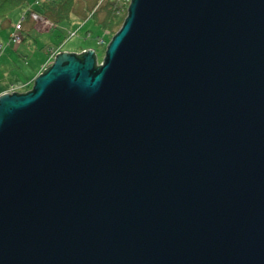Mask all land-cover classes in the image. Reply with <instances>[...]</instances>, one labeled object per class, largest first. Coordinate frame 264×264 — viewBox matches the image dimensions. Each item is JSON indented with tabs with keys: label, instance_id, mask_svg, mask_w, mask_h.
<instances>
[{
	"label": "water",
	"instance_id": "obj_1",
	"mask_svg": "<svg viewBox=\"0 0 264 264\" xmlns=\"http://www.w3.org/2000/svg\"><path fill=\"white\" fill-rule=\"evenodd\" d=\"M0 264H264V0H130L1 94Z\"/></svg>",
	"mask_w": 264,
	"mask_h": 264
},
{
	"label": "rangeland",
	"instance_id": "obj_2",
	"mask_svg": "<svg viewBox=\"0 0 264 264\" xmlns=\"http://www.w3.org/2000/svg\"><path fill=\"white\" fill-rule=\"evenodd\" d=\"M35 1L28 0V3L34 4ZM106 2L75 0L69 19L60 21L52 30L51 23L33 14L35 17H28L33 21L32 24L24 19L22 29L15 31L17 22L22 20L26 12L22 14L19 8L13 10L0 27V87L8 89L6 93L22 94L30 91L34 79L53 62L48 55L51 49L74 54L81 53L83 49L94 51L97 63L101 64L111 37L96 21L103 18ZM94 12L96 16L91 17ZM34 23H37V27ZM17 33L21 36L19 42L12 39ZM70 33H75V37L69 39ZM13 88L16 90H11Z\"/></svg>",
	"mask_w": 264,
	"mask_h": 264
},
{
	"label": "trees",
	"instance_id": "obj_3",
	"mask_svg": "<svg viewBox=\"0 0 264 264\" xmlns=\"http://www.w3.org/2000/svg\"><path fill=\"white\" fill-rule=\"evenodd\" d=\"M74 2L75 0H40L38 5L31 9V6L27 8L28 0H0V27L10 13L19 8L25 11V14L35 13L51 23L53 27L50 30L55 29L60 21L69 19ZM128 4L129 0H107L105 3L103 18L98 19L96 24L111 38L122 25L127 15ZM95 16L96 12L91 15Z\"/></svg>",
	"mask_w": 264,
	"mask_h": 264
},
{
	"label": "built area",
	"instance_id": "obj_4",
	"mask_svg": "<svg viewBox=\"0 0 264 264\" xmlns=\"http://www.w3.org/2000/svg\"><path fill=\"white\" fill-rule=\"evenodd\" d=\"M128 1V0H127ZM130 1V0H129ZM33 14H35V13H33ZM33 14H30V15H32V17H35ZM27 14H25L24 13V16H23V18H22V20L20 21V22H18V24L15 26V31H19L20 29H22V22H23V20L25 19V16H26ZM75 36V33H70V36H69V39L70 38H73ZM12 39H13V41H15V42H19V41H21V36H20V34H14L13 36H12ZM102 43H100V44H104V42L103 41H101ZM58 53H57V51H54L53 49H51V51L49 52V60H54V58H55V56L57 55ZM49 64V63H48ZM49 67V66H48ZM47 67V68H48ZM15 88H13V89H11V90H14ZM16 90V89H15Z\"/></svg>",
	"mask_w": 264,
	"mask_h": 264
},
{
	"label": "crops",
	"instance_id": "obj_5",
	"mask_svg": "<svg viewBox=\"0 0 264 264\" xmlns=\"http://www.w3.org/2000/svg\"><path fill=\"white\" fill-rule=\"evenodd\" d=\"M39 2H40V0H36L34 4H29V7L27 6V8H30V6H31V9H32V8H34L35 6H37ZM24 12H25V11H22V14H23ZM30 14H33V12L28 13V14L26 15V18H25L24 21L26 22V20H28V22H29L30 24H32L33 21H31V19L28 18ZM25 22H23V23H25ZM17 23H18V22H17ZM34 24H35L36 27H37V23H34ZM38 28L41 29V27H39V26H38ZM54 51H57V53H62V52H60L61 50H60V51H59V50H54ZM86 51H87L86 49H83V50H81V53L86 52ZM66 52H67V51H66ZM68 53H70V52H68ZM81 53L78 52V53H75V54H81ZM48 55H49V54H48ZM40 74H41V73H40ZM40 74H39V75H40ZM39 75H38V76H39ZM0 84H2V83H0ZM28 86H29V84L26 85L25 87L28 88ZM0 88H2V87H0ZM7 91H8V89H3V88H2V89H0V94H2V93H6Z\"/></svg>",
	"mask_w": 264,
	"mask_h": 264
},
{
	"label": "clouds",
	"instance_id": "obj_6",
	"mask_svg": "<svg viewBox=\"0 0 264 264\" xmlns=\"http://www.w3.org/2000/svg\"><path fill=\"white\" fill-rule=\"evenodd\" d=\"M25 18H26V16H25ZM74 37H75V36H74ZM46 69H47V68H46ZM46 69H45V70H46ZM15 93H16V92H15ZM0 95H1V94H0Z\"/></svg>",
	"mask_w": 264,
	"mask_h": 264
}]
</instances>
